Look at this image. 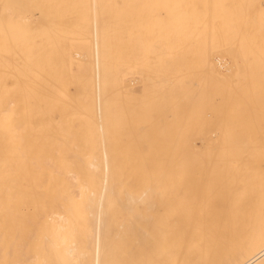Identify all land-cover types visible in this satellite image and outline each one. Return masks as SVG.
Returning a JSON list of instances; mask_svg holds the SVG:
<instances>
[{
  "label": "bare ground",
  "instance_id": "6f19581e",
  "mask_svg": "<svg viewBox=\"0 0 264 264\" xmlns=\"http://www.w3.org/2000/svg\"><path fill=\"white\" fill-rule=\"evenodd\" d=\"M60 1L0 0V140L3 141L5 148H8L7 151L17 144L15 146L17 153L21 145H18L16 139L22 142L20 137L26 133L28 135L30 130L27 129L30 127L33 128L31 131H34L31 139H34L33 142L26 141L25 138L30 140L27 137H21L24 140L22 143L19 142L22 145H26L27 142L34 146V152L33 148L30 149L34 156L29 149L23 152L31 154L30 160L27 159L29 155L24 156L28 164L25 165V159H22L23 149L19 152L22 155L15 153L5 158L3 157L5 155H0V158H4H2L1 174L10 175L12 171L8 169L9 162L12 165L17 163L22 173L30 174L28 179L32 180L33 186L29 188L30 192L24 183L23 191L21 189L18 192L15 189L17 192L13 191L14 196L17 195L19 201V206L18 204L15 206L19 207V210L13 207L11 200L12 205L9 204L5 210L10 209L12 213L15 210H17L15 212L19 211L15 213L18 217H16L18 221L15 222L18 224V233L15 229H11L16 232L18 239L9 229L10 236L8 235L9 238L5 241L8 237L7 229L11 228L10 224L11 226L16 224L12 223L14 220L8 218L11 212L8 210L9 214L4 211L8 203H5L4 207V204L2 205L3 210L0 205L2 213L0 214L2 241L0 246L1 244L4 246L9 241L10 246L13 243L11 236L13 240L14 238L18 240V242L14 241L16 244L14 243L12 248L8 245L4 246L7 252L0 255L2 256L0 259L4 261L0 260V262H3L2 264H24V262L69 264L76 261L80 264L110 263L106 253L108 246L104 238V229L107 223L112 224L117 219L109 217L110 211L106 208L108 198L115 190L110 177L112 173L110 163L115 157L112 158L113 149L111 150L110 147L114 148V146H108L107 142L110 137L109 132H112L110 129L115 126L113 124L117 125L115 129L118 127L116 122L118 110L113 103L114 97L124 84L129 87L138 82H144L146 87L149 84L154 85L145 72L150 60L162 57L163 74L155 83L161 81V88L160 85L157 88L162 89V101L165 107L168 105L175 111L174 109L177 110L180 105L182 124L186 125L177 146L180 187L176 205L180 214L177 221L179 232L175 243L171 241L174 248H171L170 242L166 243L164 241L166 237H163L161 244L163 247L165 243L169 244L171 249L153 250L146 255L147 250L131 247L126 248L128 251L125 252V257L123 252H120L122 256L117 255V257L126 258L124 260L129 258L128 261H124L126 264H264V131H259L261 138L257 140L252 130L245 131L238 128L237 116L228 111L232 99L227 89L229 81L241 71L242 67L240 81L248 87L247 97L251 98L255 95L261 98L262 94L264 96V66L261 67L264 61V0H83L82 7L77 5V9H74L77 12L78 8L79 12L83 9L84 14H75L73 11L72 15H75L74 18L81 16L77 19L81 20V23L85 22V25L91 22L90 35L88 31L87 38L90 50L86 51H82L81 48L68 51L69 41H63V36L57 34V28L63 26L64 28L60 27L58 30L66 36L62 29L65 30L70 25L67 26L68 23L66 26L62 25L60 19L58 21L61 24L58 21H56L58 24H55L54 21L48 20L51 17L53 20V16L56 20L57 16L62 19L66 15L65 13L64 16H61L63 13L60 15L64 7ZM34 9H37L38 13ZM32 11L33 13H30ZM36 13L39 16L38 19L35 18L36 21L48 16L43 20L55 24L53 25L56 29L53 25L46 26L53 27L52 29L56 30V34H54L55 30L53 34L59 36H57V46L53 41L57 50L49 42L51 40L52 43L53 39L51 30H48L51 31L48 32L49 40L45 39V41L37 37V41L49 42L50 46L41 42L43 48L54 47L52 53L54 49L58 53L54 56L55 60L49 57H53L52 48L49 49L50 51L46 47L42 49L40 42L39 44L36 42V36L28 37L30 36L28 31L32 28V14L35 16ZM35 24L39 25L41 22ZM41 25L43 27V24ZM88 26L81 25L79 31ZM86 30L83 29L85 34ZM36 31L37 29L33 34L35 32V35L40 36L41 32ZM79 31L75 34L80 40L82 37H87V34L83 36V31ZM79 33H82V37ZM30 39L32 40L30 45L35 47L37 44L36 47L39 46L42 50L40 56L50 52L47 58L45 55L44 59V56H41L42 59L39 58L37 56L39 54L33 52L34 49H30L32 54H29L31 57L34 56L33 58L26 56L30 51L27 52V49L26 58L22 59L23 46L32 48L28 45L31 43ZM55 39L57 40V38L53 40ZM60 40L62 45L67 42L66 45L69 46L61 47ZM24 42L28 44H22ZM13 47L17 48L13 50ZM18 50L21 51L20 57L16 55ZM37 51L39 52L38 49ZM36 57L40 62L38 58L37 61L35 60ZM30 60L38 63L32 65ZM18 61L24 62L25 65L21 62L19 64ZM21 64L23 67L27 65L26 68ZM17 73L23 75V77L21 75V80L24 79L21 81L23 84ZM76 79L84 82L83 91L77 90L79 82ZM26 81L29 83L24 84ZM75 81L76 90L82 95L80 92L76 95L78 92L75 91V86L72 91ZM54 82L57 85H54ZM147 82L151 83L147 84ZM24 85L27 86L22 88ZM205 87H208L207 98L203 90ZM27 94L31 97L26 99L23 96ZM24 103L27 105L25 106ZM27 106H30L29 110L32 112L31 122L25 117L31 115ZM111 115L114 116L113 119L109 117ZM107 116L115 122L108 119L109 123L111 122L109 124ZM203 123H213V127L205 128ZM196 125L198 129L194 130ZM113 135L111 138L117 134ZM93 139L97 143L87 144L90 140L92 143ZM82 140L83 142L87 140L85 142L87 148L81 147L83 142L79 144ZM197 141L200 143L197 144ZM2 144L0 143V146ZM97 146L101 150H98ZM20 148L26 149L25 146ZM114 149H117L116 146ZM14 151L15 149L11 152ZM145 153L148 157V151ZM100 159L102 163L99 162ZM80 162H87L85 169L82 163L79 165ZM14 165L10 164L12 170L13 167L14 170L17 168ZM77 165L83 168L81 172L93 176V178L90 176L92 181L81 179ZM145 171L143 170L142 173ZM21 176L25 175L21 174ZM14 184L13 181L12 185ZM2 185L5 187V184ZM150 186L147 185L146 190H143V197L136 196L138 199L141 198L140 201L145 199L147 191L149 193L152 189ZM12 187L9 184L7 186L9 189L6 187L5 189L11 194L15 188L10 191ZM24 189L28 191L25 192ZM2 192L3 196L7 195L3 190ZM152 193L151 195H155L153 190ZM8 196L3 198L6 199ZM136 197L132 194L127 197L128 201L125 199L126 207L123 206L127 212H132L134 209L130 204ZM15 199L14 203H16ZM1 200L0 204H2ZM152 210L156 209L153 207ZM2 211L8 216L3 217ZM15 216L13 213L12 217ZM80 219L86 224L85 230L79 229L77 223L81 221ZM5 220L9 223L7 229L4 226L6 223L3 222ZM81 234L85 237V241L80 242L83 245H79ZM4 249L2 247L0 251ZM117 257L114 256L111 260ZM118 259L120 258L110 264H116V261L124 264Z\"/></svg>",
  "mask_w": 264,
  "mask_h": 264
},
{
  "label": "rangeland",
  "instance_id": "374dc122",
  "mask_svg": "<svg viewBox=\"0 0 264 264\" xmlns=\"http://www.w3.org/2000/svg\"><path fill=\"white\" fill-rule=\"evenodd\" d=\"M57 1H59V0H57ZM62 1V2H61ZM60 1V3H62V6H63V4H64V7L62 8V6H61V8L63 9V11H62V9H61V13H60V15L61 16H64V13L67 15H65L62 19L61 18H59L58 16H57V20L54 18V16H53V20H52V17L51 18H48V16H44V17H42L41 19H39V21H36L38 18H39V16H38V12H37V9H34V11H36L37 13L35 14V16H34V14H32L33 15V18H32V15H30V18H32L31 19V21H32V23H31V29H30V31L32 32H30V31H28V34L30 33V36L28 35V37L30 38V37H35L36 36V42H37V44H39L38 42H40V47L42 48V49H44L46 46H44V48H43V44L44 45H47L49 42H50V44L52 45L53 44V41H54V43H56V46H57V42H58V37L56 36V35H54V34H56V28L54 27V25L55 24H58V22L61 24V22L63 23L62 25H64V26H66V24H67V26H69V28H65V30H66V32H65V30L64 29H62L63 31L62 32H64L65 34H66V36H68L67 38H66V36L63 34V33H61V32H59V30H58V28H60V27H63V26H59L58 28H57V34H61L62 36H63V41L64 40H66L67 42L69 41V43H67L66 41V43L67 44H70V47H68L69 45H66V43L65 44H63L64 46L66 45L68 48H67V50L69 51H72V50H76V49H82V51H86L87 49L88 50H90V48H89V46H88V44H87V38H88V36L90 35V29H91V22H90V24L88 23V24H86L85 25V22H83V20H82V22L83 23H81V20H78V19H80L81 18V16H79V17H77L76 16V18H74V16L75 15H72V14H74L73 13V11L75 12V14L76 13H80L81 15H82V10H81V12H79L80 11V9L78 8V12L74 9V8H76V7H82V2H83V0H73V1H71V0H61ZM75 1V2H74ZM70 2H71V4H70ZM23 4H25V3H23ZM68 4H69V6L70 7H72V8H70L69 6H68ZM59 5V4H58ZM65 5H66V8H65ZM73 5V6H72ZM78 5V6H77ZM67 7H68V9H67ZM59 9H60V7H58ZM64 9H67L68 11L69 10H72L71 12H68L67 10H64ZM77 9V8H76ZM66 11V12H65ZM30 13H33V11L32 12H30ZM71 13V14H70ZM70 14V16H73V17H71L70 18V16L68 17V15ZM84 14V13H83ZM37 16H38V18H37ZM60 16V17H61ZM45 17L46 18H48V20L50 21V22H53L54 21V23H51V24H49L48 22V20H43V19H45ZM35 18H37V19H35ZM78 18V19H77ZM83 18V17H82ZM55 19V20H54ZM60 19V21H58ZM64 20V21H63ZM66 20V21H65ZM74 20H76V21H74ZM85 20V19H84ZM56 21H58V22H56ZM74 21V22H73ZM40 23L41 22V24H43V27L45 28H43V27H41L42 25L41 24H39V25H37V24H35V23ZM44 22H46V23H44ZM78 22H80L81 24H79ZM88 22V21H87ZM53 25V27L55 28V29H52L53 27H49V26H46V25ZM76 24H77V27H76ZM36 25V26H35ZM79 25V26H78ZM81 25H84V27L85 26H90V28H83L84 30H86L85 32H87L86 34H87V37H82V33H84V31H83V29L81 28V30L79 31V29H80V27H81ZM48 27V28H47ZM72 28V30H74V31H72V30H70L71 28ZM83 27V26H82ZM47 28V29H46ZM64 28V27H63ZM74 28H76V29H74ZM78 28V29H77ZM32 29H33V31H35V29H37V31L38 32H41V33H39V34H41L40 36H37V35H35L36 33L34 32V34H33V31H32ZM43 30V31H42ZM48 30H51V31H48ZM55 30V31H54ZM36 31V32H37ZM45 31V32H44ZM55 33H54V32ZM60 31H61V29H60ZM77 31H79V32H82V33H79L80 34V37H82L81 38V40L78 38V36L75 34V33H77ZM88 31H89V35H88ZM27 32V31H26ZM42 32H44V33H42ZM52 34V37H53V39L54 38H57V40L55 39V40H53L52 39V43H51V40L48 42V43H45V41L46 40H49V37H50V34ZM59 32V33H58ZM45 33H47V35L45 34ZM54 33V34H53ZM75 34V37H74V39H72V37H73V34ZM49 34V35H48ZM78 34V33H77ZM85 33L83 34V36H85L86 35ZM32 35V36H31ZM44 37H43V36ZM60 35V36H61ZM45 36H47L46 38H45ZM56 36V37H55ZM61 36V37H62ZM65 36V37H64ZM77 36V37H76ZM24 37H26L27 38V36H24ZM37 37L39 38V39H41V40H45L44 41V43L42 42V41H40L39 39V41H37ZM51 37V38H52ZM61 37L59 38V39H61ZM65 38V39H64ZM75 38H78V39H75ZM32 39V38H31ZM30 39V41H31V43H22V44H28V45H30V44H32V40ZM35 39V38H34ZM33 39V40H34ZM68 39V40H67ZM24 40V39H23ZM25 41V40H24ZM28 41H29V39H28ZM35 41V40H34ZM33 41V42H34ZM57 41V42H56ZM35 42V43H36ZM41 42L43 43L42 45H41ZM60 42V46L62 47L63 45H62V43H61V40L59 41ZM64 43V42H63ZM36 44V45H37ZM36 45H35V47H36ZM54 45V44H53ZM52 45V46H53ZM30 46H32V48L30 47V48H26L25 46H23L24 47V49L22 50L21 49V51H23L22 52V59H24V57H25V54L30 50V49H34V53L37 55V54H39L40 52H42V50H40V47L38 48V47H33V45H30ZM47 46H50L49 44L47 45ZM22 47V48H23ZM54 47H55V45H54ZM53 47V48H54ZM61 47H58V48H60L61 49ZM14 48V47H13ZM15 48H17V47H15ZM15 48L13 49V50H15ZM50 48H52V47H50ZM49 47H46V49H50ZM53 48L51 49V53H52V50H53ZM56 48V50H57V47H55ZM66 48V47H65ZM28 49V50H27ZM37 49L39 50V52L37 51ZM45 49V50H46ZM19 50H20V48H19ZM19 50L17 51L18 52V54H16L17 56H21L20 55V52H19ZM26 50H27V52H26ZM56 50L54 49V51H53V53L54 52H56ZM66 50V49H65ZM36 51H37V53H36ZM47 51V50H46ZM50 51V50H49ZM26 52V53H25ZM43 52H45V51H43ZM48 52V51H47ZM46 52V53H47ZM32 54V51L30 50L29 51V53H28V55H26V56H30L31 54ZM50 53V52H49ZM48 53V54H49ZM52 53V56L53 57H51V56H49L50 57V59L51 58H54L53 60H55V57L54 56H56V54L58 55V53L56 52L55 54H53ZM30 54V55H29ZM41 54H44V53H41ZM48 54H44L45 56H46V58H47V55ZM15 55V56H16ZM34 55V54H33ZM44 55H41V56H44ZM37 56H39V58L41 57L40 56V54L39 55H37ZM45 56L43 57V59L45 58ZM31 57V56H30ZM34 57V56H33ZM33 57H31V58H33ZM26 58V57H25ZM27 58H29V57H27ZM38 57H36L35 58V60L37 59ZM39 58H38V60H39ZM161 58L162 57H159V58H157V59H154V60H150L149 61V67L147 68V70H146V72H145V74L149 77V81L151 80L152 81V83L154 84V85H151V84H149V86H144V82H142V83H135L134 85H131L130 87L128 86V85H126V84H124L123 85V87H121V89L120 90H118V93L115 95V97H114V101H113V103H114V105H115V107H116V110H118L117 112V119H116V122H118L117 124H118V127L116 128L117 129V131H116V129H115V127L117 126L116 125V123L115 124H113V125H115L114 127H112L113 128V130H112V128L110 129L112 132H109L110 133V137L108 138V140L109 141H107L109 144H108V146H114V148H115V146H116V150L113 148V147H110V149L112 150L113 149V155H111L112 156V158L114 157V159H112L111 160V163H110V165H111V167H112V173H111V175H110V177H111V180L113 181V183H114V185H115V187H114V189L116 190H113L114 191V193H115V196H114V193H112V195H110V197L108 198V202L106 203V208H108V210L110 211V216L109 217H111V218H117L116 219V222H114V223H112L111 224V222H109V223H107V227L104 229V238H105V241H106V243H107V251H106V253H107V256H108V262H112L113 263V260H111V258H114V256L115 257H117V255H120V254H122V253H120V252H123V255H124V257H125V252H127L128 251V249L129 248H131V247H133V248H140V249H145V250H147V254L146 255H148L149 253H151L153 250H160V251H166L167 249H171V248H174L175 246H174V244H172V242L171 241H173V243H175V240L177 239V236H178V232H179V230H178V228H177V226H178V224L177 223H179V222H177L178 220H179V211H178V209L177 208H179V207H177V205H176V203H178L177 202V200H178V198L179 197H177V195L179 194V187H180V177H179V171H177L178 170V158H177V151H178V149H177V146H178V143H179V140H180V136L182 135V133H184V128L186 127V125L185 124H182L183 123V118L180 116L181 114V110H180V105L178 106L179 107V110H178V107H177V110L176 109H174L175 111H173L170 107H168V105H167V107H165V104H163V101H162V89L160 90V88H161V81H160V83H155V82H157L158 80H160L159 78L161 77V75L163 74V67H162V60H161ZM41 59H42V57H41ZM49 59V58H48ZM57 59V58H56ZM14 60H16L15 58H14ZM19 60V59H18ZM27 60V59H26ZM26 60H24V61H26ZM155 60H157V61H155ZM22 61V60H21ZM21 61H18L19 62V64H20V62ZM28 61H29V59H28ZM33 64L32 65H35V64H37L38 62H40V60L38 61V62H36V61H33V60H30ZM13 62V61H12ZM153 64H152V63ZM161 62V63H160ZM21 63H23L24 64V62H21ZM27 63V62H26ZM15 64V63H14ZM23 64H21V66L23 67ZM152 64V65H151ZM160 65L161 66V68H159L160 66H157V65ZM18 65V64H17ZM25 65V64H24ZM28 65H29V63H28ZM31 65V67H33ZM158 67H156V66ZM27 66V65H26ZM26 66L25 67H23V68H26ZM155 67V69H154V67ZM264 66V61H263V63H262V65H261V67H263ZM20 67V66H19ZM29 67V66H28ZM151 67V68H150ZM21 68V67H20ZM30 70H32L31 68H29ZM150 69H152L151 71H150ZM263 69H264V67H263ZM23 72H24V70L23 69H21ZM20 70V71H21ZM26 70V69H25ZM28 70V69H27ZM29 70V71H30ZM29 71H27V72H29ZM155 71V72H154ZM16 72H18V71H16ZM15 72V73H16ZM150 72H152V73H150ZM21 73V72H20ZM157 73H159V75H157ZM18 74V73H17ZM24 74V73H23ZM20 77H21V75L20 74H18ZM17 75V76H18ZM150 75V76H149ZM151 75H153L152 77H151ZM18 76V77H19ZM160 76V77H159ZM22 77H23V75H22ZM22 77L20 78V82L21 81H23V80H21L22 79ZM24 77H25V74H24ZM235 77H236V79H235ZM151 78V79H150ZM241 78H242V67H241V71L240 72H238L234 77H232V79L229 81V87L227 88V89H229V93H230V95H231V99H232V101H230V104H229V109H228V111L232 114V115H235V116H237V122H238V124H239V126H238V128H240V130H245V131H247V130H252L253 132H255L254 133V138L255 139H257V140H259L260 138H261V134L259 133V131H264V96H263V94H262V96H261V98L260 97H256L255 95H253L251 98L250 97H247V94L246 93H248V87H247V85L245 84V83H243L242 81H240L241 80ZM26 79V78H25ZM77 80V79H76ZM157 80V81H156ZM78 82H79V85H77V82L75 81L74 82V84L75 85H72V88H73V86H75L74 88H75V91L76 92H78L77 90L79 89V90H81V91H83V84L82 83H84V82H80L79 80H77ZM83 81H85L84 79H83ZM144 81H145V79H144ZM232 81V82H231ZM234 82V83H233ZM22 84H23V82H21ZM27 83V81L24 83V84H26ZM28 83H29V81H28ZM27 83V84H28ZM148 83H151V82H147V84ZM52 84H53V82H52ZM51 84V85H52ZM80 84H82V85H80ZM54 85H57V83L56 82H54ZM76 85H77V90H76ZM126 85V86H125ZM158 85H160L159 87L160 88H157L158 87ZM25 86H27V85H24L22 88H25ZM82 86V87H81ZM151 86H153L152 88H151ZM80 87V88H79ZM149 87V88H148ZM74 88L72 89V91L74 90ZM154 88V89H153ZM207 88L208 87H205L203 90L205 91V96H206V98H207ZM198 89H199V87H198ZM235 89V90H234ZM127 90V91H126ZM156 90V91H155ZM160 90V91H159ZM159 91V93H157ZM24 92H26L25 90H24ZM80 92V91H79ZM79 92L78 93H76V95L77 94H79ZM148 92V93H147ZM82 93H84V92H82ZM80 94H81V92H80ZM124 94H125V96H124ZM132 96H131V95ZM152 94V95H151ZM82 95V94H81ZM157 95V96H156ZM27 96V97H26ZM29 96L31 97V95L29 94ZM28 96V94L27 95H25V96H23V97H25L26 99L29 97ZM124 96V97H123ZM243 96V97H242ZM144 98H146V99H148L147 101H148V103H146L147 101H146V99H144ZM140 99V100H139ZM154 99H156V100H154ZM151 100H153V102H151ZM131 101V102H130ZM139 101V102H138ZM145 102V103H144ZM150 102H151V104H150ZM157 102V103H156ZM131 103V104H130ZM145 105H144V104ZM155 103V104H154ZM25 104V106L27 105V103H24ZM142 104V105H141ZM154 104V105H153ZM32 105V104H31ZM149 105V106H148ZM157 105V106H156ZM164 105V106H163ZM263 105V106H262ZM25 106L23 105V107L25 108ZM151 106V107H150ZM153 106H156V107H153ZM155 108V109H154ZM167 108H168V110L170 109V111H168L167 110ZM30 106H27V110H28V113L29 114H31L32 112H30ZM255 109V110H254ZM32 111V110H31ZM173 111V112H172ZM25 112V111H24ZM175 112V113H174ZM179 112V113H178ZM28 113H26V114H28ZM174 113V114H173ZM26 114H24V115H26ZM32 116V114L31 115H28V116H25V117H27L28 119H29V121L31 122V119L32 118H30ZM114 116H115V114H114ZM114 116H109V117H112V119L114 118ZM178 116H179V118H178ZM25 117H24V119H25ZM57 116L55 115V118H56ZM181 117V118H180ZM241 118V119H240ZM107 122L109 123V120L108 119H111V118H108V116H107ZM112 119L110 120V121H112ZM27 120V119H26ZM26 122V121H25ZM112 122H115L114 120L112 121ZM27 123H29L28 121H27ZM27 123H25V124H27ZM111 123V122H110ZM109 123V124H110ZM204 124V123H203ZM210 124V125H209ZM112 125V124H111ZM112 125V126H113ZM182 125V126H181ZM185 125V126H184ZM205 125V128H208V126H209V128L212 126L213 127V123L211 124V123H205L204 124ZM255 127H254V126ZM29 127V126H28ZM27 127V128H28ZM182 127V128H181ZM84 128H87V127H85L84 126ZM204 128V129H205ZM257 128V129H256ZM115 129V130H114ZM181 131H180V130ZM198 128H197V125H196V129L194 128V130H197ZM200 129V128H199ZM27 130H30V131H28V135H26L25 133H22V134H25V135H22L21 137H27L28 139L30 138V140H27L26 138H25V140L26 141H32L33 142V140H31L32 138H33V136H34V134L32 135V133L34 132V131H31V130H33V128L31 129V127L29 128V129H27ZM83 130V129H82ZM207 130V129H206ZM24 132H26L25 130H24ZM182 132V133H181ZM31 133V134H30ZM112 133V134H111ZM180 133V134H179ZM248 133H250V132H248ZM29 134H30V136H29ZM114 134V135H113ZM117 134V135H116ZM179 134V135H178ZM111 135H113V136H115L113 139H115V140H113L112 138H111ZM178 136V137H177ZM15 137V136H14ZM19 136H17V138H18ZM21 137H20V140H22V142H23V138L21 139ZM117 138V139H116ZM14 139V138H13ZM15 139H16V137H15ZM15 139H14V141H12V143L13 142H15ZM112 139V140H111ZM179 139V140H178ZM111 140V141H110ZM144 140V141H143ZM196 140H198V139H196ZM87 140H85V142H86ZM16 142H18V145H21L20 147H23V146H25L26 147V149H24V148H18L19 149V152H20V149L22 150V154L21 153H19L18 151H17V153H16V149H17V147H15V146H17V144H15V143H13V145H14V147H11V149H9V151H7L8 150V148H5V146H4V144H2L3 143V141L2 140H0V143L3 145V147L5 148H3L2 147V145L0 146V150L3 148V150H2V152L0 151V155L2 156V155H5V156H3L4 158L6 157V156H8V157H10L9 155H11V154H18V155H22V159H25L24 158V156L25 155H29V152H27V154L26 153H23L24 152V150L26 151V150H28L29 149V151H30V149H32L34 146H31V145H29L30 143H27L26 142V145L24 144V145H22L21 143V141H19L18 139H16ZM19 142H21V143H19ZM25 142V141H24ZM82 142H83V140L82 141H79V144L81 145L82 144ZM85 142H83V144L82 145H84V146H82L81 145V147H84L85 148V146H86V148H87V144H94V143H97L96 142V140L94 141V139L92 140V143H91V140H90V142L89 141H87V144L85 143ZM89 142V143H88ZM94 142V143H93ZM149 142V143H148ZM114 143V144H113ZM150 143H151V145L152 146H150ZM176 143V144H175ZM198 143H200V141H197V144ZM31 144H33V143H31ZM112 144V145H111ZM147 144V145H146ZM173 144H174V146H173ZM31 147H29V146ZM34 145V144H33ZM96 146V145H95ZM147 146H149V147H151V149L150 148H148ZM98 147V146H97ZM15 149V151H14V153H12L13 152V150ZM13 149V150H12ZM150 150V152H149V150ZM12 152H11V151ZM97 150V149H96ZM98 150H101L100 149V147H98ZM115 150V151H114ZM152 150V151H151ZM6 151V152H5ZM32 151L34 152V148L32 149ZM145 151H148V157L146 156L147 155V153H145ZM9 152H11V153H9ZM31 152V151H30ZM33 152H31L32 153V156H34L33 154ZM114 152H115V154H114ZM154 152V153H153ZM5 153V154H4ZM3 157H1L0 158V160H1V162H0V174H1V171H2V168H3V165H2V158ZM25 157H27V156H25ZM31 157V154L27 157V159H31L30 158ZM3 158V159H4ZM111 159V158H110ZM116 159V160H115ZM29 160H28V162H29ZM102 160L100 159L99 160V162L100 163H102L101 162ZM22 162H23V160H22ZM26 162V163H25ZM25 162H24V164L26 165V164H28L27 163V161H26V159H25ZM81 163H82V167L85 169V167H86V163L87 162H80L79 163V165H81ZM83 163H84V166H83ZM10 164H11V166H13L12 165V163H10L9 162V166H8V169H9V171L11 172V176H13V177H11L10 175H6V174H1L0 175V200H1V197H2V200H1V203L2 204H0L1 205V207H2V205H3V207L5 206V203L7 204L6 206H5V208H4V211L7 209V207L9 206V204H11L12 205V203H13V207L15 208L16 206V204H18V206H19V201L17 200V198H18V196L16 195V196H14V190L16 189V190H18V192H20L21 191V189H22V191H23V183H24V185L29 189L30 187H33L32 186V184H31V182H32V180L31 179H28L29 178V175H27V172H24V173H22V171H21V169H20V167L18 168V164L16 163V165H14V166H16L17 168H16V170H14V168L15 167H13V170H12V168H11V166H10ZM151 166V167H150ZM10 167V168H9ZM83 168H81L80 166H78L77 165V169L78 170H80V172H79V175H81L80 177H81V179L82 178H84L86 181H92V179L90 178V176H92V175H89L88 173H83V172H81L82 171V169ZM20 169V173H19V170ZM142 169V170H141ZM145 171V170H147V171H145V172H143L142 173V171ZM164 171V172H163ZM15 173V174H14ZM249 173V172H248ZM247 173V174H248ZM18 174H20V175H18ZM21 174L22 175H25L24 177H22L21 176ZM83 174V175H82ZM88 174V175H87ZM145 176H144V175ZM14 175H16V176H14ZM18 175V176H17ZM141 175L143 176L142 178H144V179H142L141 178ZM168 175V176H167ZM249 175V174H248ZM3 177V179H2V177ZM84 176V177H83ZM16 179H15V178ZM20 179H18V178ZM87 177V178H86ZM4 178H5V180H4ZM7 178V179H6ZM22 178V179H21ZM23 178H25V180L23 179ZM28 180H27V179ZM92 178H93V176H92ZM10 179V180H9ZM12 179H14L13 181H14V185H12V183H13V181H11ZM178 179V180H177ZM7 180V181H6ZM16 180H19V182L18 181H16ZM3 181H6V182H3ZM10 181V182H9ZM20 181H21V183H20ZM27 181V182H26ZM8 182H9V184L11 185V186H13V187H15V185H20L19 187V189H18V185H17V188L15 187L14 189H13V187L12 188H10V191H11V189H13L12 191H11V194H10V192L9 191H7V189H9V188H7V186L9 185L8 184ZM12 182V183H11ZM17 182V183H16ZM250 183H251V181H249ZM2 184H5V187L7 188V189H5V187H4V185H2ZM29 184V185H28ZM117 184V185H116ZM28 185V186H27ZM134 185V186H133ZM147 185H151L150 186V189L151 190H149V193H148V191H147V195L145 196V199L143 198L141 201L139 200V199H141V198H137L138 196H141L142 195V193H144L143 192V190L145 191L146 190V186ZM2 186H3V188H2ZM154 186V187H153ZM25 187V188H26ZM94 188V187H93ZM7 191V192H5V190ZM95 189V191H96V188H94ZM176 189V190H175ZM2 190L5 192V193H7V195H9L8 196V198L6 197V199L5 198H3V197H5V196H7V195H4L3 196V192H2ZM15 190V191H16ZM26 190L27 189H24V191L26 192ZM30 190L31 189H29V192H30ZM152 190H153V192H154V194L155 195H151V194H153L152 193ZM28 191V190H27ZM33 191V190H32ZM159 191V192H158ZM13 192V193H12ZM17 192V191H16ZM129 193V194H128ZM130 193H132L133 194V196L134 197H136V199L135 200H133L132 201V203H133V205H132V203L130 204L131 206H133V210H132V212H130V211H128L127 212V210H125V207H126V202L129 200V198L127 199V197H130L131 195H130ZM13 194V195H12ZM14 196V199H15V201H16V203H14L13 202V198H12V196ZM11 196V197H10ZM127 196V197H126ZM148 196V197H147ZM179 196V195H178ZM142 197H143V195H142ZM149 197H150V199H149ZM155 197V198H154ZM117 198H119V199H117ZM3 199H5V200H3ZM8 199V200H7ZM84 199H85V197H84ZM127 201H126V200ZM148 199H149V201H148ZM153 199V200H152ZM177 199V200H176ZM10 200H11V202H10ZM121 200V201H120ZM8 201V202H7ZM119 201V202H118ZM126 201V202H125ZM135 201H137V202H135ZM143 201V202H142ZM150 201H153V202H155L154 204H153V202H150ZM116 202V203H115ZM171 202V203H170ZM125 203V204H124ZM152 203V204H151ZM173 203V204H172ZM115 204V205H114ZM119 204V205H118ZM125 207H124V206ZM135 205V206H134ZM153 205V206H152ZM155 205V206H154ZM149 206V207H148ZM152 206V207H151ZM0 207V208H1ZM3 207H2V210H3ZM11 207V206H10ZM9 207V208H10ZM121 207H123V208H121ZM153 207H154V209H156V210H152L153 209ZM12 208V207H11ZM18 208V210H19V207H16V209ZM151 208V209H150ZM123 210V211H120V210ZM150 209V210H149ZM9 210V212H11V210L10 209H8ZM8 210L7 211H5L6 213H9L8 212ZM12 210H14L13 208H12ZM147 210H148V212H147ZM4 211H2V212H4ZM15 211H17V210H15ZM15 211H13V213H14V216H15V213H18V212H15ZM5 212H4V214H3V217H5ZM125 212H127L126 214H125ZM156 212V213H155ZM13 213L11 212V214L9 215V220L11 219V221L12 220H14V221H12V223L13 224H16L15 222L16 221H18V219L16 220V217L17 216H15V218L14 217H12L13 216ZM0 214L2 215V213H1V209H0ZM128 214V215H127ZM0 215V216H1ZM17 215V214H16ZM126 215V216H125ZM6 216H8V215H6ZM125 216V217H124ZM146 216V217H145ZM12 217V218H11ZM150 217V218H149ZM152 217V218H151ZM18 218V217H17ZM176 218H177V220H176ZM4 219H6V218H4ZM149 219V220H148ZM170 219V220H169ZM81 221H79L77 224H78V226H79V229L81 230V229H84L85 230V228H86V224H85V222H82V219H80ZM147 222H146V221ZM151 220V221H150ZM175 220V221H174ZM134 221V222H133ZM150 221V222H149ZM3 222H7V220H5V221H3ZM10 222V221H9ZM1 223H2V221H1ZM4 223V224H5ZM11 223V222H10ZM18 223V222H17ZM8 224L9 223H6V225H7V227H6V225H4L5 226V228L7 229L8 228ZM110 225V226H109ZM132 225H134V226H132ZM1 226V225H0ZM13 226V227H12ZM11 226V224H10V227L11 228H8L7 229V232H6V236H10V233H8V231H10L12 228L13 229H15V231H17L18 230V224H16V225H12ZM111 226H114L113 228L111 227ZM132 227H133V230H132ZM120 228V229H119ZM6 229H5V231H6ZM10 229V230H9ZM12 229V230H13ZM135 229V230H134ZM11 230V231H12ZM132 230V231H131ZM10 231V232H11ZM15 231H12L11 232V234H15L16 232ZM144 231H145V233H144ZM128 232H130V233H128ZM140 232V233H139ZM17 233H18V231H17ZM142 233H144V234H142ZM17 234H15V236L14 237H17L16 236ZM84 235V234H83ZM82 234H81V239L79 240V245H83V244H80V242L81 243H83L84 241H85V237L83 236ZM140 237H139V236ZM148 235V236H147ZM5 236V237H6ZM9 236L8 237H6V239H5V241L9 238ZM13 237V238H14ZM163 237L165 238L164 239V241L167 243V242H170V247L171 248H169V244H166L164 241H163V243H165V246L163 247V244H161V242H162V240H163ZM168 237V238H167ZM173 237V239H171ZM176 237V238H175ZM83 238V239H82ZM11 242H13V243H11V245L9 246L8 244H10V241L6 244L5 243V245H8V247H13L15 244H16V242H18V237H17V239L16 238H14L15 240H13L12 239V236H11ZM9 239V240H10ZM139 239V240H138ZM17 240V241H16ZM146 240V241H145ZM161 240V241H160ZM14 241H16V242H14ZM144 242V244L143 243H141V242ZM136 242L138 243V242H140V243H138V244H136ZM0 243H2V241L0 240ZM3 243H4V240H3ZM15 243V244H14ZM143 244V245H142ZM3 244H1V246H2ZM4 245V246H5ZM172 245V246H171ZM0 246V248H2L3 247V249H4V246H2L1 247ZM159 247V248H158ZM163 248V250H162V248ZM125 248V249H124ZM126 248H128V249H126ZM165 248V249H164ZM167 248V249H166ZM9 250H10V248H8ZM6 250V251H5ZM4 252H7V249H4V250H2V251H0V255H3V253ZM119 252V253H118ZM118 253V254H117ZM6 254V253H5ZM120 256H122V255H120ZM117 257V258H120V259H118L119 261L121 260V262H123L124 264H126L125 262L126 261H128L129 260V258H128V260H124V259H126V258H122V257ZM0 258H2V256H0ZM110 258V259H109ZM116 258V259H117ZM115 259V260H116ZM1 261H3V259H0ZM8 260H9V263L11 262V260H10V258H9V256H8ZM110 260V261H109ZM114 260V261H115ZM123 260V261H122ZM125 261V262H124ZM4 262V261H3ZM2 262V263H3ZM6 263H7V260L5 261ZM118 261H116L115 263L116 264H119V263H117ZM1 262H0V264H2ZM109 263V264H110ZM130 263V262H129ZM5 264V263H4ZM120 264H122V263H120Z\"/></svg>",
  "mask_w": 264,
  "mask_h": 264
},
{
  "label": "snow or ice",
  "instance_id": "6c2138e0",
  "mask_svg": "<svg viewBox=\"0 0 264 264\" xmlns=\"http://www.w3.org/2000/svg\"><path fill=\"white\" fill-rule=\"evenodd\" d=\"M38 243V242H37ZM24 264H28V262H24ZM69 264H80L79 261H76V262H69Z\"/></svg>",
  "mask_w": 264,
  "mask_h": 264
}]
</instances>
